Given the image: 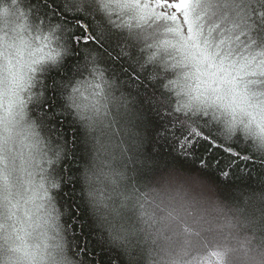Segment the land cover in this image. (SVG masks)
I'll return each mask as SVG.
<instances>
[{
    "label": "snow or ice",
    "instance_id": "6c2138e0",
    "mask_svg": "<svg viewBox=\"0 0 264 264\" xmlns=\"http://www.w3.org/2000/svg\"><path fill=\"white\" fill-rule=\"evenodd\" d=\"M264 0H0V264H264Z\"/></svg>",
    "mask_w": 264,
    "mask_h": 264
},
{
    "label": "trees",
    "instance_id": "16d2710c",
    "mask_svg": "<svg viewBox=\"0 0 264 264\" xmlns=\"http://www.w3.org/2000/svg\"><path fill=\"white\" fill-rule=\"evenodd\" d=\"M233 187L239 190L260 191L264 187V170L257 168L250 175L247 169L237 171L236 176L233 178Z\"/></svg>",
    "mask_w": 264,
    "mask_h": 264
},
{
    "label": "clouds",
    "instance_id": "9594fccd",
    "mask_svg": "<svg viewBox=\"0 0 264 264\" xmlns=\"http://www.w3.org/2000/svg\"><path fill=\"white\" fill-rule=\"evenodd\" d=\"M231 264H240V261L238 259H233Z\"/></svg>",
    "mask_w": 264,
    "mask_h": 264
}]
</instances>
